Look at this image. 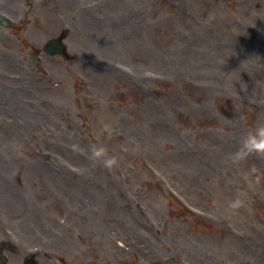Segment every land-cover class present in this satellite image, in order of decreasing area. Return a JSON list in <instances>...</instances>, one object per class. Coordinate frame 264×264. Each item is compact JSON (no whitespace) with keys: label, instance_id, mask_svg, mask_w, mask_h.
<instances>
[{"label":"rangeland","instance_id":"374dc122","mask_svg":"<svg viewBox=\"0 0 264 264\" xmlns=\"http://www.w3.org/2000/svg\"><path fill=\"white\" fill-rule=\"evenodd\" d=\"M0 14V214L24 244L23 213L46 229L40 263L264 264V160L228 159L264 124V0H0ZM64 30L66 52L41 53ZM92 144L118 166L93 164Z\"/></svg>","mask_w":264,"mask_h":264},{"label":"clouds","instance_id":"9594fccd","mask_svg":"<svg viewBox=\"0 0 264 264\" xmlns=\"http://www.w3.org/2000/svg\"><path fill=\"white\" fill-rule=\"evenodd\" d=\"M222 131V130H221ZM73 152L85 153V149L78 144L70 145ZM250 157L264 160V124L257 125L250 129L242 138L235 152L230 154L228 159L233 165L239 166L242 162H246ZM87 158L93 164H99L107 170H113L118 166V160L114 155H110L108 149L104 146L92 144L87 150ZM242 179L249 189H253L259 183V176L256 175V169L252 168L241 173ZM246 193L240 192L237 197L228 201L226 212L231 214L238 213L245 207Z\"/></svg>","mask_w":264,"mask_h":264},{"label":"flooded vegetation","instance_id":"af4514ba","mask_svg":"<svg viewBox=\"0 0 264 264\" xmlns=\"http://www.w3.org/2000/svg\"><path fill=\"white\" fill-rule=\"evenodd\" d=\"M19 234L8 218L0 219V264H24L28 257L25 255V248L30 247L34 242L24 244V239H19ZM46 257L42 252L34 255L35 259ZM42 262V261H41ZM42 264V263H41Z\"/></svg>","mask_w":264,"mask_h":264},{"label":"water","instance_id":"95a60500","mask_svg":"<svg viewBox=\"0 0 264 264\" xmlns=\"http://www.w3.org/2000/svg\"><path fill=\"white\" fill-rule=\"evenodd\" d=\"M0 24L4 25V26H10L9 23L7 21L3 20L1 17H0ZM62 37H64V35ZM55 44H57V47L55 49H57L58 52H61L63 50V48H64L63 45L60 44V42H57Z\"/></svg>","mask_w":264,"mask_h":264}]
</instances>
